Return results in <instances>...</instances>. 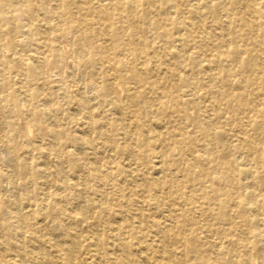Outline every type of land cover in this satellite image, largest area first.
Segmentation results:
<instances>
[{"label":"rangeland","instance_id":"1","mask_svg":"<svg viewBox=\"0 0 264 264\" xmlns=\"http://www.w3.org/2000/svg\"><path fill=\"white\" fill-rule=\"evenodd\" d=\"M32 4L0 0V264H264V0Z\"/></svg>","mask_w":264,"mask_h":264},{"label":"bare ground","instance_id":"2","mask_svg":"<svg viewBox=\"0 0 264 264\" xmlns=\"http://www.w3.org/2000/svg\"><path fill=\"white\" fill-rule=\"evenodd\" d=\"M44 1L45 0H32V2H33V4H32V11L33 12H35L36 13V11H40V12H44L43 10H44ZM143 7H144V9H143V11H141V16H142V18L143 19H148V17H149V13H148V11L145 9V5L143 4ZM41 15V14H40ZM130 26L131 27H134V24L133 23H135V21L134 20H131L130 21ZM137 42V41H136ZM139 45V44H138ZM198 64L199 63H196L195 64V66L197 67L198 66ZM111 71H115L116 73H117V71L116 70H114V69H112ZM120 72H122L121 70L119 71V73ZM104 80H105V77H104ZM107 80V79H106ZM111 80L114 82V80L116 81V78H114V75H113V77H111ZM79 93V92H78ZM222 96V101H223V95H221ZM223 105H224V103L223 102H220V107H221V109L224 111V107H223ZM225 106V105H224ZM221 110V111H222ZM148 118H150V116H148ZM154 118H157L156 117V115H155V117ZM166 124L168 125V126H170L171 127V124H173V122H171L170 120L169 121H167L166 122ZM154 127H157V128H165V126L164 125H162V123L161 122H156V123H153L152 124ZM79 143L77 142V145H78ZM3 152H4V150H3ZM11 160V159H10ZM16 162V161H15ZM55 166V165H54ZM201 172H206V173H209V170H207V169H202L201 170ZM207 180V179H206ZM210 182H212L211 180H208V181H206V184H208V186H209V183ZM4 183V182H3ZM67 185V184H66ZM15 187H16V184H15ZM209 189L211 190V188L209 187ZM71 206H72V204H71ZM73 206H74V204H73ZM81 208H84L83 206L81 207ZM94 212V211H93ZM2 215L3 216H5V211H2ZM13 224V223H12ZM21 225H23V224H21ZM10 234V233H9ZM57 235V234H56ZM23 240V239H22ZM11 245V244H10ZM54 246V245H53ZM55 249V248H54ZM42 255V254H41Z\"/></svg>","mask_w":264,"mask_h":264}]
</instances>
